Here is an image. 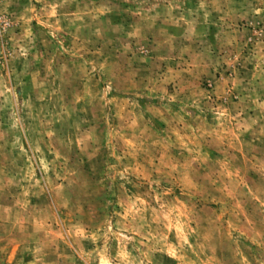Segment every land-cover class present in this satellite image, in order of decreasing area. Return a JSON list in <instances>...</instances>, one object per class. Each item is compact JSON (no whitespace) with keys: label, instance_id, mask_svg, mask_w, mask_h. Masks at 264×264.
<instances>
[{"label":"rangeland","instance_id":"obj_1","mask_svg":"<svg viewBox=\"0 0 264 264\" xmlns=\"http://www.w3.org/2000/svg\"><path fill=\"white\" fill-rule=\"evenodd\" d=\"M0 264H264V0H0Z\"/></svg>","mask_w":264,"mask_h":264}]
</instances>
